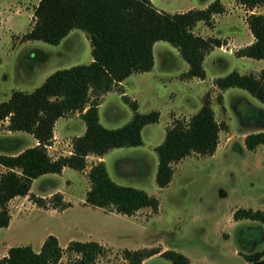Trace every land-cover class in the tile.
Segmentation results:
<instances>
[{"label":"rangeland","instance_id":"obj_1","mask_svg":"<svg viewBox=\"0 0 264 264\" xmlns=\"http://www.w3.org/2000/svg\"><path fill=\"white\" fill-rule=\"evenodd\" d=\"M152 1L159 9L176 12L205 7L212 0ZM220 1L225 10L213 15L211 25L198 21L193 28L204 37L222 39V44L205 56L204 79L187 76V61L176 47L160 39L153 45L154 64L150 70L132 72L122 84L116 83L98 95L99 120L106 127H118L131 118L133 110L123 93L136 99L138 111H159L157 121L142 127L141 144L111 147L103 153L110 177L155 195L158 209L144 206L133 214H123L86 203L85 192L90 185L86 167L94 158L89 156L88 161H92L87 163L86 159L83 169L67 166L59 173H44L34 180L29 193L9 200L10 221L0 226V257L11 245L30 244L39 249L41 240L52 233L63 247L71 239H93L103 244L104 251L92 264H128L124 248H172L196 264H264V253L256 260L244 257L264 250V223L233 217L237 208L264 210V145L249 149L243 141L246 133L264 129V103L242 87L220 88L215 83L217 76L232 69L257 75L264 67V57L236 54L234 46H243L252 35L246 23L249 11L237 0ZM37 3L38 0H0V101L15 89L33 90L57 68L92 60L89 38L77 27L58 43L23 39L33 25ZM255 10L264 13V3ZM227 41L231 43L225 44ZM215 58L218 61H213ZM205 97L210 100L216 120L222 123L218 149L214 154L190 153L172 162L171 180L158 186L155 146L175 121L186 123ZM76 111L79 110L68 114ZM79 120L70 122L78 125ZM6 121L8 118L0 121V153H15L33 143L32 135L8 129ZM65 122L61 118L59 124ZM53 151L48 150L52 157L57 154ZM4 170L6 167L0 164V173ZM59 190H64L71 200L65 208L60 206L65 201ZM58 191L61 196H57ZM77 259L76 252L64 249L59 260L51 264H80ZM140 264L172 263L156 252Z\"/></svg>","mask_w":264,"mask_h":264},{"label":"trees","instance_id":"obj_2","mask_svg":"<svg viewBox=\"0 0 264 264\" xmlns=\"http://www.w3.org/2000/svg\"><path fill=\"white\" fill-rule=\"evenodd\" d=\"M237 2L253 10L264 0ZM224 10L225 5L220 0H212L205 7L176 12L159 9L152 0H38L33 11V25L23 34V39L37 38L58 43L77 27L89 38L92 60L57 68L33 90L15 89L7 99L0 101V121L8 118V129L30 132L38 140L37 144L18 152L0 153V164L6 167L0 173V226H6L10 221L9 200L29 193L33 178L47 172L59 173L64 166L83 169L89 153L102 155L111 147L141 144L142 127L157 121L159 111L140 112L136 99L123 93V99L132 107V116L118 127H106L99 120L98 95L110 90L132 72L151 69L154 64L153 44L160 39L176 47L187 61V76L204 78V56L214 46L222 44V39L204 37L195 33L193 28L198 21L211 25L213 15ZM246 23L253 40L237 48L236 54L263 58L264 14L250 11ZM215 83L220 88L242 87L264 103V67L257 75L232 69L217 76ZM90 94L94 96L90 98ZM75 110L80 111L85 129L82 134L74 136L71 153L52 157L46 145L53 136L54 122L59 116ZM221 128L222 123L216 120L208 97L186 123L175 121L168 127L162 141L155 146L157 185L163 187L171 180L172 162L190 153L212 154L219 142ZM243 141L249 149L264 145V130L246 133ZM87 176L90 185L85 192V202L90 205L123 214H133L144 206L153 211L158 209L159 201L155 195L113 180L103 160L93 162ZM56 193L61 196L59 191ZM67 205L69 203L65 201L60 206L65 208ZM233 217L258 219L264 223V210L237 208ZM64 249L76 252L80 264H92L105 246L93 239H71L63 247L57 236L49 233L36 250L30 244L9 246L0 257V264H51L59 260ZM156 252L172 264H193L187 255L172 248H124L123 257L128 264H140L145 257ZM263 253L264 250L255 251L244 257L256 260Z\"/></svg>","mask_w":264,"mask_h":264},{"label":"crops","instance_id":"obj_3","mask_svg":"<svg viewBox=\"0 0 264 264\" xmlns=\"http://www.w3.org/2000/svg\"><path fill=\"white\" fill-rule=\"evenodd\" d=\"M153 2V1H152ZM155 5V4H154ZM156 6V5H155ZM157 7V6H156ZM256 7L257 6H255L254 8H253V10H251V9H246V10H248L249 12L250 11H256L255 9H256ZM158 8V7H157ZM258 11H261V10H258ZM261 13H263V12H261ZM264 14V13H263ZM232 39H233V37H232ZM253 40V35H251V36H249V41L247 42V43H249V42H251ZM158 41V40H157ZM155 43H156V41H155ZM231 42H229V41H227L225 44H230ZM247 43H245V44H247ZM224 44V43H223ZM233 44V46H234V43H232ZM244 44V45H245ZM154 45V44H153ZM239 47H241V46H239V45H236V46H234V48H235V50L237 49V48H239ZM214 49V48H213ZM213 49H211L210 51H212ZM229 50H230V52H232V50H233V48L232 47H230L229 46ZM209 51V52H210ZM209 52H207L206 54H205V56L209 53ZM205 56H204V59H205ZM204 59H203V61H204ZM213 61H218V58H215V59H213ZM153 67V66H152ZM204 67V66H203ZM187 69H188V67H187ZM186 69V70H187ZM150 70V69H149ZM185 70V71H186ZM206 74V73H205ZM206 76V75H205ZM191 77H194V78H198V79H204V78H199V77H197V76H191ZM120 84H122V80L119 82V85ZM100 104V103H99ZM98 109H99V105H98ZM79 113H80V111H76V113L75 114H68V113H66V114H64V115H61V116H59L56 120H55V122H54V126H53V136H52V138H51V140H50V142L47 144V148H48V150H49V148H52V150H54L53 152H57V154L56 155H54V157H57V156H59V155H61V154H69V153H71L72 152V140L71 141H69V142H65L64 143V141H68V138H71V136H77V135H80V134H82L83 133V131H84V129H85V122H84V120H83V118L81 117V116H79ZM61 118H65L66 119V122L62 125V124H59V121H60V119ZM80 119L79 121H80V123L78 124V125H74L72 122H70L71 120L73 121V120H76V119ZM6 124H7V121L5 122ZM70 125V126H69ZM65 126V127H64ZM74 128V130H71V128ZM76 127V128H75ZM66 128V129H65ZM261 128H263V127H260V128H258V130H264V129H261ZM23 131V130H22ZM27 132V131H26ZM29 135H32L31 133H29V132H27ZM220 133V132H219ZM33 136V135H32ZM33 138H34V140H33V143L31 144V145H35V144H37L38 143V140H37V138H35L34 136H33ZM219 144H220V142L218 143V145H217V147H216V149H215V151L212 153V154H214L215 152H216V150L218 149V147H219ZM30 146V145H29ZM18 151H20V150H18ZM18 151H16V152H18ZM89 156H92V157H94L93 158V162H96V161H98V160H103V161H105L104 160V154L103 155H95V154H87L86 155V159H87V163L89 162L88 161V157ZM92 161V160H91ZM90 161V162H91ZM89 162V163H90ZM3 166V165H2ZM89 166L90 165H88L87 164V167H86V169H88L89 168ZM67 166H64L63 168H62V170H61V172L66 168ZM85 169V171H87ZM44 174V173H43ZM42 175V174H41ZM40 176V175H39ZM37 178V177H36ZM36 178H33V180H32V182H31V186H32V183L34 182V180L36 179ZM62 194H63V198H64V200L65 201H71L70 199H69V197H67V194L65 193V191L64 190H59ZM18 196V195H17ZM15 197V196H14ZM12 199V198H11ZM42 241H43V239L41 240V243H42ZM41 243H40V245H41ZM193 264H196L195 262H193Z\"/></svg>","mask_w":264,"mask_h":264}]
</instances>
